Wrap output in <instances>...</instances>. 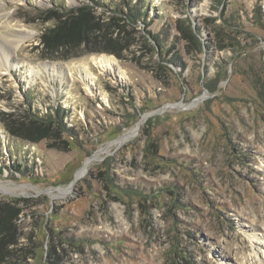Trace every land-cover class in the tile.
<instances>
[{
    "label": "rangeland",
    "instance_id": "rangeland-1",
    "mask_svg": "<svg viewBox=\"0 0 264 264\" xmlns=\"http://www.w3.org/2000/svg\"><path fill=\"white\" fill-rule=\"evenodd\" d=\"M0 36V264H264V0H0Z\"/></svg>",
    "mask_w": 264,
    "mask_h": 264
},
{
    "label": "trees",
    "instance_id": "trees-1",
    "mask_svg": "<svg viewBox=\"0 0 264 264\" xmlns=\"http://www.w3.org/2000/svg\"><path fill=\"white\" fill-rule=\"evenodd\" d=\"M135 18V17H133ZM88 19H84L83 17L76 18L74 21H72L70 24L68 22H63V24L59 25L57 30H53L50 32V35L48 36V40L50 42H58L64 43L65 45H74L75 43L78 44V41L76 39H73L71 35L79 34L82 31L87 30L88 27ZM72 38V39H71ZM58 46V45H56ZM41 124H44L43 128L37 129L35 126H25L21 124V126L18 129H11L10 133L12 135H15L16 137H23V138H32L33 136L37 135L38 137H48L51 134H54V136H58V131H55L52 133L50 127L54 124H56L57 130H61V126L56 123L51 117V115L46 116L42 119H40ZM33 127V129L31 128ZM9 221L7 219V222L5 219H3L0 215V262H3V257H9V253H11V249H9L10 245H14L16 243H10L7 241L6 238V232L9 231ZM9 254V255H7ZM50 264L53 263V255H50V260H48ZM51 261V262H50Z\"/></svg>",
    "mask_w": 264,
    "mask_h": 264
},
{
    "label": "bare ground",
    "instance_id": "bare-ground-1",
    "mask_svg": "<svg viewBox=\"0 0 264 264\" xmlns=\"http://www.w3.org/2000/svg\"><path fill=\"white\" fill-rule=\"evenodd\" d=\"M21 34L20 35H18V36H16V40H13V43H11L10 41H8V42H6V43H10L11 44V46H14L15 48L18 46V45H20L24 40H26V39H28L29 37L28 36H25V35H23V33L22 32H20ZM0 38L2 39V36H0ZM3 39L4 40H6L5 39V37L3 36ZM5 42V41H4ZM8 50H6V47L4 46V44L2 43V45H1V52H0V57H1V59H0V63L2 64V65H5V61H6V59H8L9 58V56H8ZM102 61L103 62H101L102 64H108L109 65V61H107L106 60V58L105 57H103L102 58ZM104 65V66H105ZM37 74V73H36ZM125 138V137H124ZM104 151L103 150H100V152L97 154V156L99 155V154H101V153H103ZM96 156V157H97ZM88 164V163H87Z\"/></svg>",
    "mask_w": 264,
    "mask_h": 264
}]
</instances>
